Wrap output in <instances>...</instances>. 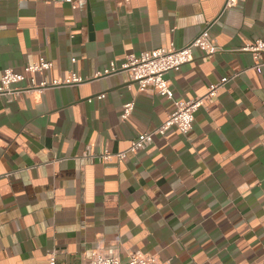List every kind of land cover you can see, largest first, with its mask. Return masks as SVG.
I'll return each instance as SVG.
<instances>
[{
    "label": "crops",
    "instance_id": "crops-1",
    "mask_svg": "<svg viewBox=\"0 0 264 264\" xmlns=\"http://www.w3.org/2000/svg\"><path fill=\"white\" fill-rule=\"evenodd\" d=\"M70 1L0 0V79L26 78L0 98V264L52 254L82 264L98 249L123 264L138 252L164 264H264V68L242 50L264 39V0L228 10L226 0ZM206 28L221 51H196L166 75L176 101L231 78L192 131L102 161L175 111L112 65L182 48ZM42 60L51 67L26 71ZM31 79L60 84L28 93Z\"/></svg>",
    "mask_w": 264,
    "mask_h": 264
},
{
    "label": "built area",
    "instance_id": "built-area-1",
    "mask_svg": "<svg viewBox=\"0 0 264 264\" xmlns=\"http://www.w3.org/2000/svg\"><path fill=\"white\" fill-rule=\"evenodd\" d=\"M245 0H226L224 10L235 8L240 2ZM68 2H71L68 0ZM245 52L253 54L256 64L255 69L264 68V39L257 40L251 45L242 48ZM201 52L204 56L213 58L221 49L212 40L208 34V28L203 30L200 35L190 42L187 46L177 48L171 45L169 48H161L150 52L142 53L140 56H129L124 64L118 69L112 65V71H120L125 73L130 83L137 84L140 91L150 90L157 93L159 96L170 100L175 105V111L168 116L166 121L152 132H147L138 136L131 143L126 152L119 154L106 153L100 159L104 162L113 159L123 160L128 153L135 154L146 149L153 143L155 136H166L167 133L176 128L181 134L188 135L195 122V113L202 108L206 101L215 97L218 90L224 87L231 78H223L219 83L212 84L208 93L205 96L198 97L191 101H176L174 92L170 82L166 79V75L170 72H178L181 68L194 60V53ZM51 67V64L41 61L39 65H34L26 69L27 72H43ZM109 71H106L108 73ZM25 76L16 74L12 70H6L0 79V98L4 97L8 100L13 99L18 94V90L13 86L25 80ZM74 82H80L81 79L74 76ZM69 83V82H67ZM60 82L49 84L47 81L36 83L31 79L30 84L25 88L28 93L43 92L45 89L58 86ZM104 96H100L102 99ZM133 110V104L124 106L122 118L126 119L130 116ZM49 264H57L55 254L48 258ZM82 264H123L120 258L108 251L98 249L93 252L89 260ZM127 264H164L157 256L142 253L129 254Z\"/></svg>",
    "mask_w": 264,
    "mask_h": 264
}]
</instances>
